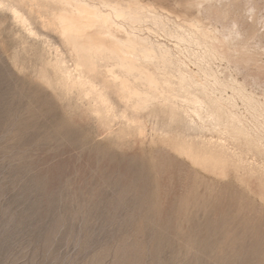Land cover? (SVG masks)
Instances as JSON below:
<instances>
[{"label": "rangeland", "instance_id": "rangeland-1", "mask_svg": "<svg viewBox=\"0 0 264 264\" xmlns=\"http://www.w3.org/2000/svg\"><path fill=\"white\" fill-rule=\"evenodd\" d=\"M122 1L171 103L103 104L59 7L0 0V264H264V0Z\"/></svg>", "mask_w": 264, "mask_h": 264}, {"label": "bare ground", "instance_id": "bare-ground-1", "mask_svg": "<svg viewBox=\"0 0 264 264\" xmlns=\"http://www.w3.org/2000/svg\"><path fill=\"white\" fill-rule=\"evenodd\" d=\"M38 1L21 0V3H27L34 9ZM45 1L59 7L58 11L54 10L56 13L52 15L50 25L58 31L74 56L75 82L87 86L88 93H94L106 105L109 103L106 94L112 90L125 106L134 110L151 100L164 103L173 101L169 78L150 71L145 65L137 64L139 59L166 62L168 51L161 50L160 55H157L153 46L138 40L118 23L143 21L147 13H154L149 6L122 0H98L92 4L85 0ZM200 4L197 1L188 5L197 8ZM153 20L156 21L157 17ZM192 26L201 27L198 23ZM71 77L69 74L68 78ZM130 77L141 81L142 89L132 85ZM187 88L183 76H179L177 90L186 94ZM186 101L195 107L200 106L199 101L193 97H187Z\"/></svg>", "mask_w": 264, "mask_h": 264}]
</instances>
